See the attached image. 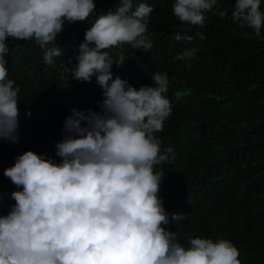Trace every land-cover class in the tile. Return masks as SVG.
Instances as JSON below:
<instances>
[{"label": "clouds", "instance_id": "clouds-1", "mask_svg": "<svg viewBox=\"0 0 264 264\" xmlns=\"http://www.w3.org/2000/svg\"><path fill=\"white\" fill-rule=\"evenodd\" d=\"M132 9L133 0H119L106 13L97 12L95 0H0V140L19 141L20 88L8 78L9 38L34 40L54 67L65 23H85L97 14L77 63L64 72L77 81L95 77L103 93L100 111L73 108L66 118L64 139L56 144L60 163L29 150L4 170L21 190L12 192L15 204L0 216V264H241L239 249L227 239L197 237L185 247L165 227L182 218L165 209L159 196L164 175L156 171L176 158L172 147L162 152L155 135L172 113L169 77L153 71L152 86L137 89L112 72L128 60L124 45L153 47V8L140 3ZM173 12L201 28L207 13L226 15L219 0H175ZM232 16L240 29L264 39L261 0H235ZM175 39L192 37L177 33ZM196 52L185 49L176 59L189 60ZM4 201L0 196V206Z\"/></svg>", "mask_w": 264, "mask_h": 264}, {"label": "trees", "instance_id": "trees-1", "mask_svg": "<svg viewBox=\"0 0 264 264\" xmlns=\"http://www.w3.org/2000/svg\"><path fill=\"white\" fill-rule=\"evenodd\" d=\"M95 3L97 12L106 13L119 0ZM140 3L153 8L148 25L153 47L143 51L124 45L128 60L122 67L113 65L112 72L137 89L152 86L153 71L169 77L172 113L155 135L162 152L172 147L176 158L156 171L164 175L159 196L165 209L182 218L165 227L185 247L197 237L227 239L239 249L241 264H264V39L238 27L232 16L235 0H219L226 15L207 13L203 28L180 22L175 0H133L132 11ZM96 16L65 23L57 37L62 55L54 58V67L46 64L34 40L7 41L8 78L20 88L19 141L0 140V196L5 200L0 216L15 204L12 192L21 190L4 170L29 150L60 163L56 144L64 139L72 109L100 111L103 93L96 78L77 81L64 72L77 63L79 45ZM177 33L192 39L177 41ZM193 48V58L176 59ZM111 55L116 58V50Z\"/></svg>", "mask_w": 264, "mask_h": 264}]
</instances>
